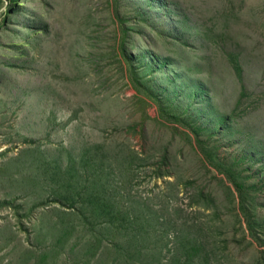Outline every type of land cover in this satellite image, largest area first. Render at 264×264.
Here are the masks:
<instances>
[{
	"label": "rangeland",
	"instance_id": "1",
	"mask_svg": "<svg viewBox=\"0 0 264 264\" xmlns=\"http://www.w3.org/2000/svg\"><path fill=\"white\" fill-rule=\"evenodd\" d=\"M114 240L264 264V0H0V264H115Z\"/></svg>",
	"mask_w": 264,
	"mask_h": 264
},
{
	"label": "trees",
	"instance_id": "2",
	"mask_svg": "<svg viewBox=\"0 0 264 264\" xmlns=\"http://www.w3.org/2000/svg\"><path fill=\"white\" fill-rule=\"evenodd\" d=\"M234 67H235V69H236V71L238 73L241 72V68H240V66H239L237 61H235ZM220 172H223V170L220 169ZM228 175L226 174V176L229 178V181L232 182V184L235 186V188H236V190L238 192V197L240 199L241 209H242V211H243V213L245 215V218H246V220L249 223V226L251 228L250 229V233L255 235L254 234L255 233L254 225L251 222V219L253 218V216L250 213L251 206L249 205L248 199L246 197L248 195L249 191L244 190V186H245L244 182L239 181L235 177H231V175H229V176ZM133 220H134V218L132 216H130V215L129 216L127 215V217L122 218L121 221H122V225L123 226L125 224H128L129 222H130V224H129V226L127 228H124L122 226H120V228H121V230H123V232H126V237H127L126 243L131 242L133 244H136V243H138L140 241V234L138 233L139 231H137L135 229L134 224H136V222L133 223L132 222ZM94 233H95V231L93 232V234ZM93 236L94 235H92V237ZM92 237L89 238V241L92 239ZM111 243H113L116 247H118V252H119V254L121 256V262L117 261L115 264H153L152 261L149 260V258H146V259L144 258L143 260L142 259H138V260H141V262L140 263H136V262H134L131 259L132 256H134L133 252L132 251H130V252L125 251L124 248H123L124 244L119 243V241L117 243V241H115V240L111 241ZM135 247L138 249V245H135ZM198 250H199V246L197 244H193L192 245V249L190 248V250L187 251L186 255H183V254L179 255V259L177 260L176 264H193L194 263V258H195L194 255L197 254ZM137 254L143 255V254H145V251L143 249H138L136 251V255ZM118 259H120V257ZM143 261H146V263H143ZM154 261H156V260H154Z\"/></svg>",
	"mask_w": 264,
	"mask_h": 264
}]
</instances>
